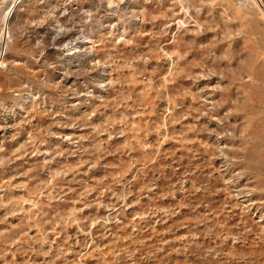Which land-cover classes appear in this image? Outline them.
<instances>
[{
	"label": "rangeland",
	"instance_id": "374dc122",
	"mask_svg": "<svg viewBox=\"0 0 264 264\" xmlns=\"http://www.w3.org/2000/svg\"><path fill=\"white\" fill-rule=\"evenodd\" d=\"M11 1L0 264H264V0Z\"/></svg>",
	"mask_w": 264,
	"mask_h": 264
},
{
	"label": "bare ground",
	"instance_id": "6f19581e",
	"mask_svg": "<svg viewBox=\"0 0 264 264\" xmlns=\"http://www.w3.org/2000/svg\"><path fill=\"white\" fill-rule=\"evenodd\" d=\"M14 2V0H12L10 3H9V5H8V7H7V10H10V11H12L16 6H17V4L16 3H13ZM9 11V12H10Z\"/></svg>",
	"mask_w": 264,
	"mask_h": 264
},
{
	"label": "built area",
	"instance_id": "2783aa9c",
	"mask_svg": "<svg viewBox=\"0 0 264 264\" xmlns=\"http://www.w3.org/2000/svg\"><path fill=\"white\" fill-rule=\"evenodd\" d=\"M74 43V42H73Z\"/></svg>",
	"mask_w": 264,
	"mask_h": 264
}]
</instances>
